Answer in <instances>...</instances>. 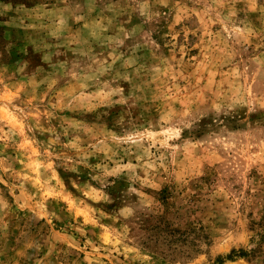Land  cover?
I'll return each mask as SVG.
<instances>
[{
    "label": "rangeland",
    "instance_id": "obj_1",
    "mask_svg": "<svg viewBox=\"0 0 264 264\" xmlns=\"http://www.w3.org/2000/svg\"><path fill=\"white\" fill-rule=\"evenodd\" d=\"M0 264H264V0H0Z\"/></svg>",
    "mask_w": 264,
    "mask_h": 264
}]
</instances>
